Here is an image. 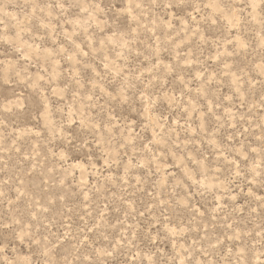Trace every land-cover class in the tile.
<instances>
[{"label": "rangeland", "instance_id": "obj_1", "mask_svg": "<svg viewBox=\"0 0 264 264\" xmlns=\"http://www.w3.org/2000/svg\"><path fill=\"white\" fill-rule=\"evenodd\" d=\"M0 264H264V0H0Z\"/></svg>", "mask_w": 264, "mask_h": 264}]
</instances>
